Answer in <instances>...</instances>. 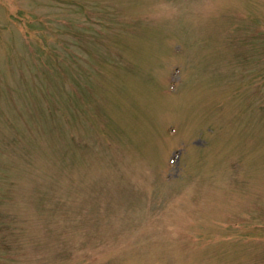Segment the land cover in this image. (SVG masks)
Returning a JSON list of instances; mask_svg holds the SVG:
<instances>
[{
	"label": "rangeland",
	"instance_id": "rangeland-1",
	"mask_svg": "<svg viewBox=\"0 0 264 264\" xmlns=\"http://www.w3.org/2000/svg\"><path fill=\"white\" fill-rule=\"evenodd\" d=\"M258 113L264 0H0V264H264Z\"/></svg>",
	"mask_w": 264,
	"mask_h": 264
}]
</instances>
